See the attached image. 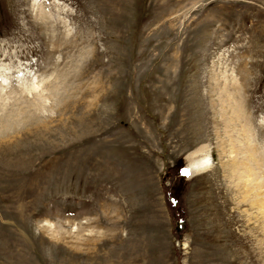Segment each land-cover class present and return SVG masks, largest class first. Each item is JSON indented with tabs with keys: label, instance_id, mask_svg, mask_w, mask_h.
Wrapping results in <instances>:
<instances>
[{
	"label": "rangeland",
	"instance_id": "rangeland-1",
	"mask_svg": "<svg viewBox=\"0 0 264 264\" xmlns=\"http://www.w3.org/2000/svg\"><path fill=\"white\" fill-rule=\"evenodd\" d=\"M254 181L264 0H0V264H264Z\"/></svg>",
	"mask_w": 264,
	"mask_h": 264
},
{
	"label": "bare ground",
	"instance_id": "bare-ground-1",
	"mask_svg": "<svg viewBox=\"0 0 264 264\" xmlns=\"http://www.w3.org/2000/svg\"><path fill=\"white\" fill-rule=\"evenodd\" d=\"M4 84L6 85V83H4ZM1 86H2V84H1ZM246 145H247L248 151H250L249 153H253V147H252L251 143L249 142V138L246 139ZM209 151H210L209 146L204 145V146L198 148L195 152H193L191 155H189L187 157L189 165L187 166L186 170L190 176H193V175H196L199 173H201V174L206 173V172L211 170L210 168L212 166L213 160H212V157L210 155L211 151L210 152ZM255 151H257V150H255ZM255 163H256L257 167L260 169L262 165H261V160H260V157L258 155V152H256V154H255ZM249 178H251V177H249ZM253 179H254L253 177L250 179L251 180L250 183H252V184H253V181H252ZM259 186H260L261 191L259 192V196L258 195L257 196L260 197V199H264V192H262V188H261L260 183L257 184L254 181V185L252 186L254 189H252V190L256 191V193H257ZM260 202H263V201L258 200V203H260Z\"/></svg>",
	"mask_w": 264,
	"mask_h": 264
},
{
	"label": "water",
	"instance_id": "water-1",
	"mask_svg": "<svg viewBox=\"0 0 264 264\" xmlns=\"http://www.w3.org/2000/svg\"><path fill=\"white\" fill-rule=\"evenodd\" d=\"M181 228L180 227H178V230H180Z\"/></svg>",
	"mask_w": 264,
	"mask_h": 264
},
{
	"label": "snow or ice",
	"instance_id": "snow-or-ice-1",
	"mask_svg": "<svg viewBox=\"0 0 264 264\" xmlns=\"http://www.w3.org/2000/svg\"><path fill=\"white\" fill-rule=\"evenodd\" d=\"M185 174H187V173H185Z\"/></svg>",
	"mask_w": 264,
	"mask_h": 264
}]
</instances>
